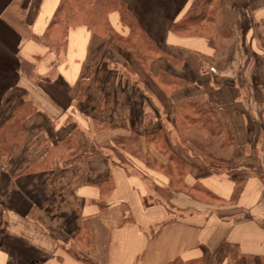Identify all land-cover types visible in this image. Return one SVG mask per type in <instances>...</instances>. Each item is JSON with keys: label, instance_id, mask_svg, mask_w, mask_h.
<instances>
[{"label": "crops", "instance_id": "0c3cea01", "mask_svg": "<svg viewBox=\"0 0 264 264\" xmlns=\"http://www.w3.org/2000/svg\"><path fill=\"white\" fill-rule=\"evenodd\" d=\"M192 1L124 0L159 51L142 66L84 24L47 37L59 0H0V127L34 107L0 159V264H264V0H213L202 27L183 20ZM184 105L207 124L190 135L174 126ZM153 132L183 140L187 153L169 146L183 161ZM73 134L99 153L64 165L57 152ZM131 134L140 152L106 143ZM195 184L208 194L175 189Z\"/></svg>", "mask_w": 264, "mask_h": 264}, {"label": "trees", "instance_id": "16d2710c", "mask_svg": "<svg viewBox=\"0 0 264 264\" xmlns=\"http://www.w3.org/2000/svg\"><path fill=\"white\" fill-rule=\"evenodd\" d=\"M213 0H193L187 11L183 16V20L189 23H197L199 26H204L203 23L207 22V19L212 20L213 15L211 14V10H209V5ZM116 13L119 17V21L121 25L125 28L126 34L118 33L113 30L112 26L109 23L108 15L110 13ZM210 14V18L208 17ZM73 24H84L94 33L102 36L109 37L114 43H116L120 48L128 50L135 57L136 61L140 65L148 64L151 62L153 58L158 54V50L154 44L147 40L146 34L143 31L142 27L138 23V21L134 18L132 13L128 10L124 0H59L54 15L51 19L47 32L45 35L48 37V34L52 33L53 25L56 26L57 35H63L70 25ZM173 29H175L178 25H172ZM59 39V38H58ZM157 79H161L163 82L172 86H175L179 83H183V80H180L176 76L169 75L164 71H157L155 74ZM180 81L177 83V80ZM34 111V107L30 103V101H25L22 105L18 106L14 109L11 119L6 122L3 126L0 127V159L9 155L10 148L23 141L25 136V130L23 128V119L27 117L30 113ZM193 111V112H192ZM198 112V108L193 107L192 105H184L183 108L175 109V117H174V126L175 129L179 132H184V134L190 135L192 127L201 128L204 125L202 122V118L193 120V115ZM209 116H214L212 112H208ZM176 114H181L184 117V121L182 118L177 121ZM201 119V120H200ZM213 119V118H212ZM209 119V121H213ZM209 125L212 126V123ZM107 124H102L101 127L97 128L96 133L102 132L104 129H107ZM164 130V128H158L160 131ZM157 131V134L158 132ZM187 132V133H186ZM156 132L151 133L148 141L157 142L158 145L161 142V146L165 147L166 152H168L169 160L178 161L177 157L174 153H171L169 146L177 145L181 149H183L186 153V148L181 146L180 144H175V141L171 138L170 135L167 134V138L160 139L155 135ZM166 139V140H165ZM113 141V142H112ZM168 143V146L165 143ZM108 145H116L120 150L124 152H140V144L136 136L133 134L129 136H122L120 138H114L106 142ZM106 144V145H107ZM63 152H57L59 154V159L63 161L64 165L73 163L78 160H83L85 157L94 156L99 153L98 150H94L93 153L86 151L81 148L78 142V138L76 134L69 135L62 142ZM95 149V146L93 147ZM73 150L72 153L69 151ZM57 156V157H58ZM190 156V155H189ZM48 155L43 160H35L30 163V165L24 170L25 173H31L37 168L40 167H48L50 165V158ZM145 160H149L150 158L146 156H140ZM1 166V164H0ZM185 169V167H183ZM177 169L173 171H167L169 175H171V179L182 178L187 169ZM175 175V176H174ZM200 189L205 194H208L203 187L194 185L193 187H177L175 189H182L191 191L192 189Z\"/></svg>", "mask_w": 264, "mask_h": 264}, {"label": "rangeland", "instance_id": "374dc122", "mask_svg": "<svg viewBox=\"0 0 264 264\" xmlns=\"http://www.w3.org/2000/svg\"><path fill=\"white\" fill-rule=\"evenodd\" d=\"M230 2H233V3H235V4H240V1L239 0H229ZM215 2L216 3H221V5H224L225 4V2H227V0H215ZM226 13V12H225ZM211 14H213V12H211ZM226 17H227V13H226ZM245 27H248V25H246L245 24ZM242 28H244V26H242ZM243 30V29H242ZM198 142L197 143H201L202 145L204 144L205 146L204 147H207L208 146V148L209 147H215L216 145H215V143H217L218 141L216 140V139H208V138H206V139H201V140H197ZM196 142V141H195ZM200 144V145H201ZM165 173H168V172H165ZM173 177V176H172ZM172 177H170V178H172Z\"/></svg>", "mask_w": 264, "mask_h": 264}]
</instances>
